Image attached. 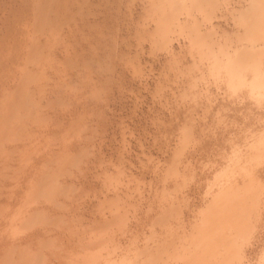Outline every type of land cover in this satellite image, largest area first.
<instances>
[{"label": "bare ground", "instance_id": "obj_1", "mask_svg": "<svg viewBox=\"0 0 264 264\" xmlns=\"http://www.w3.org/2000/svg\"><path fill=\"white\" fill-rule=\"evenodd\" d=\"M146 42L186 82L140 215L94 169ZM0 264H264V0H0Z\"/></svg>", "mask_w": 264, "mask_h": 264}, {"label": "rangeland", "instance_id": "obj_2", "mask_svg": "<svg viewBox=\"0 0 264 264\" xmlns=\"http://www.w3.org/2000/svg\"><path fill=\"white\" fill-rule=\"evenodd\" d=\"M122 7V6H121ZM123 8V7H122ZM123 10L125 11V9L123 8ZM125 28H127L126 26H124L123 27V29H125ZM177 39H179L180 41H178ZM176 40L178 41H176V40H174L173 41V43H172V45H173V47L176 49V50H180L181 49V47L183 46V44H184V40H183V38H177ZM181 42V43H180ZM183 42V43H182ZM148 43H149V41H148ZM148 43L146 42L145 44H144V47H145V52H144V54L143 55H138L137 57V61H138V59H139V61H141V62H139V63H141L142 65V67L139 65V66H137L135 63H137L136 62V60H134L135 58H136V54H132L133 56V66H131L130 64H129V66L128 67H130L131 66V68H133L134 70H135V68L137 67L138 69L141 67L142 69H145L144 70V73H146V74H141V79H139L138 78V76H136L135 78H137V79H133V80H129V79H131L132 77H130L131 76V72H129V71H133V69H130V68H128V72L126 71L127 70V68L125 67V71H126V76H127V78L125 79L127 82H129V83H131V85L129 84V83H126V81H125V85H124V89H126V90H124V92H126V93H124V96L123 95H121V96H119L120 94L118 93V89H116V84H114V85H112L113 87V93L112 94H114L115 93V95H113V96H111V100L113 101V103H112V101H110V103H109V106H107V107H105V108H107L106 110H109V111H107L108 113V115L107 116H110V118H111V122H114V124H113V126H110L109 128H108V133L106 132L105 133V135L107 136L106 138L108 139V140H106L105 141V145L103 146V148H102V152L104 153V156L102 155V156H100V158H102L105 162H103L102 163V165L100 166V168H99V165H98V167L97 168H95L94 170H95V172H99L98 174H100L101 172L100 171H103V170H108V171H111V172H113V170L115 171V169H113V167L112 166H114V165H116V161L115 160H118L119 159V157L121 156V154H123V165H124V171H125V173H126V175L127 176H129V178H131V176H132V178H133V180H132V178L131 179H128V180H130V182L128 181L126 184H128V186L129 187H131V186H133V187H131L133 190L135 189L136 190V192H134L131 188V190H132V192L130 193V194H133L134 195V197H130V195H129V197H128V199L129 198H131V199H129V200H131L132 201V203H134L135 205H137V202L140 200V202H138L139 203V214L140 213H145V210H148V205L150 204V203H152V201H150V200H152L151 198H152V193H153V190H154V188H155V186L156 187H160L162 184H160V183H162L161 181H159V178H156V177H158L159 176V172H157L156 170H160L161 171V169L162 170H165L166 168V163H165V157H167L168 155H169V149L171 148H169L168 149V147H166V145H168V146H174V141L172 140V139H169V141L167 142L166 141V138L163 136L164 134H163V132H164V127H163V124L164 123H167L168 121H170V124H174V127H177V125H176V123H178L179 122V120L180 119H178L177 120V118L175 117L176 116V113H178V112H180V110H182L181 109V107L179 106L178 107V105L180 104V97H178L179 95L178 94H180V91L178 90V89H180V86L183 84L182 82H186V80H185V78H180V77H177L176 75H174L173 76V74L175 73H173V70H171V69H169V67H168V69L167 68H165V58H166V52L165 51H159V52H156L155 54H152V53H148L149 51V46H148ZM175 43V44H174ZM182 45V46H181ZM137 47V46H136ZM146 47H148V48H146ZM134 49H136L135 48V46H134V48L132 49V51L134 50ZM148 49V50H147ZM163 52V53H162ZM159 53V54H158ZM165 53V54H164ZM146 54H148V55H146ZM150 54H152V55H150ZM150 55V56H149ZM160 55V56H159ZM151 56H155V58L153 59V57H151ZM135 57V58H134ZM140 57V58H139ZM151 57V58H150ZM158 57V58H157ZM117 61V60H116ZM148 61V62H147ZM151 62V63H150ZM149 63V64H148ZM134 64L136 65V66H134ZM150 64H152V65H150ZM144 65V66H143ZM151 67V68H150ZM140 68V69H141ZM153 68V69H152ZM149 69L150 70H152V71H149ZM164 69V70H163ZM115 70H116V68H115ZM170 74H169V73ZM171 72H172V74H171ZM128 73H129V75H128ZM164 73H165V75H164ZM164 75V76H163ZM129 76V77H128ZM169 78H168V77ZM170 76H172V78L170 77ZM177 77L176 79H174V77ZM140 77V76H139ZM185 77V76H184ZM129 78V79H128ZM167 79V80H166ZM135 80V81H134ZM137 80V81H136ZM159 80H161V81H159ZM165 82H164V81ZM171 80V81H170ZM159 82H163L162 84H161V87H163V85L165 84V87H164V89L162 90V91H160V93L158 92L157 93V91H158V89H159ZM127 84H128V86H127ZM116 86V87H115ZM167 86V87H166ZM200 87H203L202 85H199ZM114 87H115V89H114ZM134 87V88H133ZM118 88V87H117ZM127 88H129V90H127ZM161 89V88H160ZM212 90H213V92H214V94H216L217 95V93L220 91V88H218L217 86H213V88H212ZM219 90V91H218ZM156 92V93H155ZM216 92V93H215ZM221 92V91H220ZM122 93H123V91H122ZM134 93V94H133ZM154 93V94H153ZM175 93V94H174ZM117 94H118V96H117ZM158 94V95H157ZM161 96H160V95ZM154 96V97H152V96ZM178 95V96H177ZM160 96V97H159ZM218 96V95H217ZM114 97V98H113ZM116 97V98H115ZM218 97H220V100H221V97H222V95H220L219 94V96ZM107 98H108V96H107ZM102 99L105 101H107V99H104V97H102ZM103 101V102H104ZM164 103V104H163ZM175 103V104H174ZM106 104V103H105ZM104 107V106H103ZM112 107H113V109H112ZM111 112V113H110ZM114 112V113H113ZM199 112H200V110H199ZM113 113V114H112ZM120 113V114H119ZM110 114V115H109ZM173 114V115H172ZM120 115H122V116H120ZM119 118H121V119H119ZM114 117V118H113ZM173 119H172V118ZM175 118V119H174ZM114 119V120H113ZM154 119V121H152ZM172 119V120H171ZM122 120V121H121ZM161 121V122H159V121ZM164 121V122H163ZM116 122H117V125H116ZM163 122V123H162ZM120 123V124H119ZM160 123V124H159ZM162 123V124H161ZM167 124H169V123H167ZM157 125V126H156ZM112 127V128H111ZM158 127V128H157ZM122 128H126V129H122ZM160 128H162V129H160ZM110 130V131H109ZM160 130V131H159ZM123 133H122V132ZM113 132H115V133H113ZM157 132V133H156ZM159 132V133H158ZM112 133H113V135H112ZM109 134V135H108ZM122 134L125 136V139H124V137L122 136ZM154 134H156V135H154ZM116 137H115V136ZM154 135V136H153ZM109 136V137H108ZM110 136H112V137H110ZM115 138H114V137ZM123 137V138H122ZM154 137H155V139H154ZM157 137V138H156ZM164 137V138H163ZM110 138V139H109ZM112 138V139H111ZM121 138V139H120ZM114 139V140H113ZM124 139V140H123ZM118 140V141H117ZM126 140V141H125ZM155 140V141H154ZM115 141H117V142H115ZM124 143H123V142ZM128 141V142H127ZM154 141V142H153ZM173 141V142H172ZM153 142V143H152ZM121 143V144H120ZM107 144V145H106ZM122 144H124V146H121ZM164 144V145H163ZM143 145V146H142ZM156 145V146H155ZM109 146V147H108ZM106 147V148H105ZM123 147H124V151L122 150L123 149ZM206 147H208L207 145H206ZM111 148V149H110ZM121 149L122 151H123V153L122 152H119L120 153V156H116L117 154H119L118 153V149ZM144 148V149H143ZM119 149V150H120ZM110 150H111V152H110ZM120 150V151H121ZM144 150V151H143ZM151 150V151H150ZM167 150V151H166ZM165 151V152H164ZM168 152V153H167ZM102 153V154H103ZM143 153H144V155L145 156H147V155H149V156H147V158L143 155ZM163 153H165V154H163ZM125 154V155H124ZM113 155V156H112ZM151 155V156H150ZM113 157V158H112ZM117 157V158H116ZM164 157V158H163ZM106 160H105V159ZM111 160V161H109V160ZM115 159V160H114ZM127 159V160H126ZM150 159V160H149ZM115 162H114V161ZM131 160V162L129 163V161ZM141 160H142V162H141ZM125 161V162H124ZM127 161H128V163H127ZM139 161V162H138ZM149 161H151L150 163H148ZM157 161H159V162H157ZM161 161V162H160ZM108 162H114V163H112V164H114V165H109L108 164ZM110 163V164H111ZM133 163V164H132ZM141 163V164H140ZM132 166H131V165ZM140 164V165H139ZM164 164V165H163ZM104 165H105V167L107 168H105L104 169ZM109 165V166H108ZM148 165V166H147ZM151 165V166H150ZM156 167V169L154 168V166ZM152 168H150V167ZM161 166V167H160ZM108 167H109V169H108ZM111 167V168H110ZM147 167V168H146ZM103 170H102V169ZM115 168V167H114ZM128 168V169H127ZM140 168V169H139ZM146 168V169H145ZM158 168V169H157ZM101 169V170H100ZM128 170H130V171H128ZM139 170V171H138ZM149 171V172H147V171ZM151 170V171H150ZM154 170V171H153ZM140 172V173H139ZM153 172L155 173V174H153ZM110 173V172H109ZM130 173V174H129ZM146 173V174H145ZM111 174V173H110ZM124 174V173H123ZM122 174V175H123ZM125 175V174H124ZM145 175V176H144ZM157 175V176H156ZM135 176H137V177H135ZM143 176V177H142ZM93 175H90V177L88 178V180H90V182L91 181H94V179H93ZM135 177V178H134ZM154 178V180H152L153 178ZM90 178H92V179H90ZM137 178V180L139 179V181L141 180V183L139 182H137L135 179ZM150 178V179H149ZM197 179H198V177H196ZM96 179V178H95ZM143 179V180H142ZM155 179H157L156 181H155ZM131 180H132V184H131ZM136 181V182H135ZM146 181V182H145ZM151 181H153L154 182V185L152 184V182ZM137 184V185H135L134 186V184L135 183ZM147 182H150V183H148V185L150 186H148V185H145V183H147ZM157 182H158V184H157ZM134 183V184H133ZM142 186H141V185ZM144 184V185H143ZM152 184V185H151ZM158 185V186H157ZM136 186H138V188L136 187ZM152 186V187H151ZM140 191L141 190V187L142 188H145L146 190H145V192H144V189L143 190H141L140 192H143V194L141 193L140 194V192L137 194V192H138V190L136 189V188ZM151 188H153V190L151 189ZM151 189V190H150ZM129 191V190H128ZM148 191H150L149 193L150 194H147V192ZM155 192V191H154ZM186 193V194H185ZM136 194L137 195H139V196H136ZM153 194H155V193H153ZM147 195H149L148 197L150 198V200H148L149 198L147 197V199H146V203L143 201V199H144V197H146ZM184 195H188V197H190L191 199H190V202L191 203H196V204H199V203H197V202H199L200 201V199H199V197H201V195L200 196H198V194H197V196H196V194H187V192L186 191H184ZM192 195V196H191ZM195 195V196H194ZM137 197V199H136V201H134L135 200V198ZM141 196V197H140ZM151 196V197H150ZM127 197V196H126ZM139 197H140V199H139ZM197 197V198H196ZM203 197V196H202ZM194 198V199H193ZM133 199V200H132ZM144 199V200H145ZM199 199V200H198ZM93 201H92V203H94V202H96V199L94 198V199H92ZM194 200V201H193ZM197 201V202H196ZM98 202V201H97ZM136 202V203H135ZM143 202V203H142ZM148 202H150V203H148ZM130 203V202H129ZM141 205H143V206H141ZM146 206H148L147 207V209H146ZM141 207V208H140ZM145 209V210H144ZM142 210H144V211H142ZM142 211V212H141ZM132 214V213H131ZM141 215V214H140ZM139 215V216H140ZM131 217V216H130ZM144 225V224H143Z\"/></svg>", "mask_w": 264, "mask_h": 264}]
</instances>
